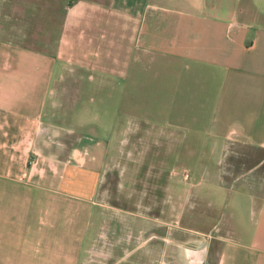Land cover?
<instances>
[{
	"label": "crops",
	"instance_id": "1",
	"mask_svg": "<svg viewBox=\"0 0 264 264\" xmlns=\"http://www.w3.org/2000/svg\"><path fill=\"white\" fill-rule=\"evenodd\" d=\"M105 1H84L96 9L86 10V25L71 26L57 54L0 37V264H80L85 248L88 256L100 249L104 264H139V249L148 243L94 238L99 224L92 206L111 145L103 135L107 100L104 93L87 99L80 93L68 101L57 91L63 53L96 60L93 68L113 71L120 86V71L131 70L133 86L134 69L148 70L147 86L166 91L157 94L165 104L163 130L175 91L181 108L211 104L203 133L214 136V149L264 152L263 0ZM107 54L120 61L107 67ZM124 56L129 66L122 65ZM91 98L99 103L94 121L76 112ZM180 115L178 122L187 116ZM263 166L264 156L237 175L252 193L242 213H229L226 228L212 229L218 234L206 241L209 259L202 250L188 256L181 245L180 264H264V182L256 192L250 179Z\"/></svg>",
	"mask_w": 264,
	"mask_h": 264
},
{
	"label": "rangeland",
	"instance_id": "2",
	"mask_svg": "<svg viewBox=\"0 0 264 264\" xmlns=\"http://www.w3.org/2000/svg\"><path fill=\"white\" fill-rule=\"evenodd\" d=\"M84 1L0 0V37L57 54L68 41L71 26L86 25V10L93 13L96 9H86ZM258 3L264 13V0ZM61 55L60 62L66 69L56 89L64 98L69 101L85 93L87 99L104 93L107 100L103 135L111 145L92 206L99 224L96 241L105 237L132 238L141 245L148 241L139 249V264H163V255L170 264H180L177 246L181 245L188 256L202 250L209 259L206 241L218 234L212 229L221 223L226 228L229 213L233 208L242 213L252 193L247 181L235 180L237 175L262 158L264 152L235 146L221 151L214 149V136L203 133L208 129L211 104L204 101L181 108L179 94L174 97L175 91L170 103V123L163 130L165 104L158 96H164L166 91L158 85L147 86L148 70L134 69L137 80L133 86H130L131 70L120 71L125 78L120 86L113 71L100 72L93 68L98 64L96 60ZM105 57L107 67L116 59L120 61L118 55ZM128 57L121 60L124 67L130 65ZM161 74L159 82L163 83ZM90 100L81 105L84 109L76 112L79 115L85 112L86 120L94 121L99 116V103ZM180 112L187 116L178 122ZM196 114L200 115L198 121L193 119ZM147 116L150 118L146 119ZM4 152L0 148L1 157ZM250 179L257 192L264 182V166ZM229 229L235 236L236 232ZM223 233L228 232L224 229ZM151 245L155 247V255L151 253ZM100 252L99 249L88 256L85 248L80 264H87L90 259L94 260L90 264H104L101 261L106 258Z\"/></svg>",
	"mask_w": 264,
	"mask_h": 264
},
{
	"label": "flooded vegetation",
	"instance_id": "3",
	"mask_svg": "<svg viewBox=\"0 0 264 264\" xmlns=\"http://www.w3.org/2000/svg\"><path fill=\"white\" fill-rule=\"evenodd\" d=\"M208 264H210V262H208Z\"/></svg>",
	"mask_w": 264,
	"mask_h": 264
}]
</instances>
